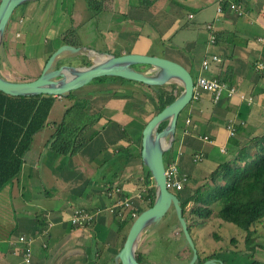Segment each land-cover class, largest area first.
Returning <instances> with one entry per match:
<instances>
[{"label":"crops","instance_id":"0c3cea01","mask_svg":"<svg viewBox=\"0 0 264 264\" xmlns=\"http://www.w3.org/2000/svg\"><path fill=\"white\" fill-rule=\"evenodd\" d=\"M221 2L224 3L221 4V14H216ZM221 2L109 0L103 4L104 11L91 16L94 23L97 15H111L106 24L108 32L104 35L94 30V33L97 41L103 40V47H109L114 53L96 52L114 56H156L148 53L154 38L162 46L160 58L180 65L191 77L194 75L193 80L199 74L225 77L227 84L224 86L232 90L229 95L223 92L216 103L211 101L209 93H201L177 118L179 136L174 151L171 152L175 139L165 152L168 153L165 162L175 161L178 172L188 178L179 192L180 201L196 193L206 195V190L212 187L208 175L220 164L236 163L243 147L248 156L253 155L255 148L251 140L264 133V0H239L238 4L244 10L240 16L234 15L226 2ZM206 26H210L212 32ZM210 35L215 37L214 44L208 43ZM258 38L263 41L257 43ZM169 45L180 49L174 51L175 56L171 59L168 57ZM57 46L46 50L48 55ZM211 56L221 59L220 63L211 62L209 72H201V60ZM258 64L263 71L255 67ZM171 86H174L175 93L179 90L177 84ZM108 100L106 106L98 109L121 117L125 128L131 121L126 117L125 97H109ZM132 112L136 114L134 110ZM236 126L239 127L238 133L229 136V129L233 131ZM204 137L209 142L203 140ZM120 138L127 140L126 143L121 145ZM45 141L38 142L34 148L32 141L29 152L22 159L18 176L5 186L9 187L8 197L12 198L14 205L9 218L11 224L0 228V264H23L24 245L19 242V237L31 240V264H113L128 224L121 225L126 218L124 210L109 212L110 207L119 201V196H107L105 188L116 187L125 194L124 197L136 198L141 191L137 182L142 178V166L137 157L140 148L131 143L130 137L123 135L117 139H101L102 147L95 149L90 147L89 141L79 153L85 152L86 155L76 154L78 159L67 164L65 157L47 149ZM194 154L202 155L197 164L191 161ZM198 202L191 199L185 211L200 205ZM75 209H82L96 219L85 227H73L69 224V216ZM172 216L164 226L165 231L161 232L157 224L140 237L135 253L145 260V264L188 263L190 252H185V243ZM215 219L210 221L216 225ZM220 225L218 223V227ZM202 230L193 229L192 235V230L189 231L195 247L199 241L203 244L196 252L198 264L210 259L223 264H264L262 251L254 240L248 244L243 238V243L234 241L228 247L207 252ZM168 237L172 243L165 246L162 238ZM207 256L210 258L204 260Z\"/></svg>","mask_w":264,"mask_h":264},{"label":"rangeland","instance_id":"374dc122","mask_svg":"<svg viewBox=\"0 0 264 264\" xmlns=\"http://www.w3.org/2000/svg\"><path fill=\"white\" fill-rule=\"evenodd\" d=\"M92 15L93 11L86 9V4L83 0H37L17 7L13 11L11 15L12 18L8 22L3 34V45L0 48V75L12 82H26L32 80L34 77L38 76L40 66L44 64L47 57L51 54L50 53L48 55L49 51L46 50H51L52 47L57 46V44H62L60 40L63 39L69 43L68 45H77L75 47L82 46L83 48L86 47L87 49L95 51L102 50L114 53L113 51L110 52L108 49L109 47L107 48L108 50L105 49L102 45L103 40L97 41V35L94 33V30L97 33L100 32L104 35L108 32V26L106 24L110 20L111 15H97L94 23L91 22ZM112 19L114 20V18ZM88 20L90 22H88ZM94 26L96 27L95 29ZM111 30H114V28H111ZM16 34L18 35L17 37ZM161 47L162 46L159 44V41L153 38L151 40V48L148 53L159 56L158 58H160L163 53ZM168 47L170 49L168 57L171 59L175 56L174 51L180 49L173 45H169ZM39 57L40 59L42 58L41 61H39ZM86 61H89L87 56H80L74 65L79 67L84 66ZM58 63H61V61ZM135 68H141L144 71L149 70L147 66H135ZM192 78H194L193 74ZM118 87L121 91H119L120 89H118ZM149 88L152 87H146L139 83L121 81L115 78H105L102 79V82L93 80L87 85L71 92V95L78 99L90 100V106L95 109L96 112L97 110H100L98 107L106 106L105 101H109V97H125L124 107L126 108V114H128L126 117L131 119V121L124 128L125 121H122L121 117H116L104 110V114L108 115V117H105L103 112H101L100 114L102 115V119L94 125L96 126L93 128L95 130H89L90 132H96L94 136L95 138H93L90 142V147L93 149L102 147L101 143H99L101 139L104 140V138L110 137H112V139H117L121 135H123V137H130L132 140L131 143H134V145L139 147L140 133L143 128L142 126H144V124L156 113L152 101L155 91ZM162 89L171 91L172 94H175V89H171V84L163 86ZM103 99H105L104 102H102ZM68 102L71 101H67L64 98L54 99L47 117V125H45V127L33 138V148L37 146L38 142L47 140L48 137L52 135L54 126L58 124L63 117L64 108L70 106L69 104L67 105ZM133 110L136 113L135 115H133ZM89 131L88 134L90 133ZM121 131H124V133ZM178 136L179 128L177 126L174 132L175 142L173 143L171 152H173L176 147V139ZM120 140L121 145L127 141L121 138ZM81 151L82 150H79L77 154ZM167 154L165 153L163 155L164 166H166L165 156L167 157ZM79 155L85 156L86 153L84 152ZM65 158L67 164L69 161L73 163L76 159H78L76 154ZM65 162H63V164ZM68 170L69 168L67 166V171ZM8 188L9 187H4L0 190V228H4L7 224H11V222H9V218L13 214L12 205H14V202L11 200L12 198L8 197ZM175 195L178 196L179 200H181L180 193H176ZM133 203H137L138 206H141L142 204L138 202V199H133L130 201V206L132 208H135ZM123 213V216L127 217L130 215V210L125 209ZM171 214L172 213L170 212L167 213L161 220V223L158 224V228L161 232L165 231L164 226L171 221ZM183 216L186 218L188 217L185 212ZM173 220L174 218L172 216V221ZM215 222L216 225L212 222V220H208L202 227L203 230L201 231V234L205 237L204 247L207 252L216 251L218 247H228L231 245V240L243 243L244 234L241 230L231 224L224 222L221 223L218 219H215ZM218 223L221 224L219 227ZM262 226H264V221L261 222L259 226H256L258 243H263L264 227ZM154 228H151L150 230H153ZM192 232L193 229L191 231V235ZM162 242H164L165 246H170L172 243L170 238H162ZM185 246V252H190L188 246ZM202 246L203 244H201L200 241L199 244L196 243V247L194 246L196 252H198ZM138 261L140 264H145V260L142 257H138Z\"/></svg>","mask_w":264,"mask_h":264},{"label":"trees","instance_id":"16d2710c","mask_svg":"<svg viewBox=\"0 0 264 264\" xmlns=\"http://www.w3.org/2000/svg\"><path fill=\"white\" fill-rule=\"evenodd\" d=\"M83 1L87 9L93 11V15H95L96 12L104 11L103 4L105 5L106 1L109 0ZM233 1L238 4L239 0ZM222 3H220V12L221 6L224 5ZM225 4L228 6L227 2ZM241 12L243 13L244 10L242 9ZM11 18L12 16L10 20ZM60 41L63 44H69L65 39ZM70 46H74V44H70ZM88 65L89 62L86 61L84 66ZM255 67L263 71L259 64ZM39 70L41 69L39 68ZM105 78L107 77L95 80L102 82V79ZM216 79L224 85L227 84L225 77H221V79L217 77ZM172 88L174 87L171 86ZM149 89L155 91L152 101L156 113L171 103L178 92L177 90L175 94H172L171 91H166L162 87ZM54 99L56 98L47 96L10 97L0 92V190L18 176L22 159L29 152L34 136L47 125V117ZM64 99L71 101L67 103L70 106L65 108L61 121L54 126L52 135L45 141V146L57 156L69 157L77 154L83 146L94 138L96 132L89 130L95 128L93 126L102 119V115L100 114L101 109L96 112L90 106V100L78 99L71 93ZM165 124V122L160 124L158 131ZM238 128V126L233 128V134L238 133ZM251 141L255 148L253 155L248 156L244 147L241 148L239 156L236 157V163L225 162L220 164L208 175V181L212 187L206 190V195L199 196L196 193L180 201L179 206L182 216L184 212L188 216L187 218L183 216L187 221L188 232L192 229L202 228L208 220L216 218L221 223L231 224L241 230L244 234V241L248 244L253 243L254 240L257 248L262 251L261 256L263 257L264 237L263 243L260 241L258 243L256 226L264 221V133ZM139 151L140 149L137 154L138 158ZM139 183L142 192H139L138 202L142 204L138 206L137 203H133L136 209L135 214L133 216L128 215L121 225L124 223L125 225L128 224L129 227L135 217L152 204L154 190L151 186L150 176L143 166L142 178ZM191 199L199 200L200 205L185 211V206ZM233 242L234 240H231V245ZM138 257V254L135 253V259L139 263ZM209 258L210 256H207L204 260ZM254 264L256 263L254 262Z\"/></svg>","mask_w":264,"mask_h":264},{"label":"water","instance_id":"95a60500","mask_svg":"<svg viewBox=\"0 0 264 264\" xmlns=\"http://www.w3.org/2000/svg\"><path fill=\"white\" fill-rule=\"evenodd\" d=\"M34 1L37 0H0V48L3 45L5 28L13 11L25 3ZM79 56H87L91 64L76 67L58 63L62 58ZM135 66H147L149 70L139 71ZM103 77L139 83L152 88L174 83L179 86V92L174 100L153 115L141 130L139 160L150 176L154 198L151 206L141 211L130 224L120 250L113 257V264H139L135 259V249L140 237L149 227L159 224L169 211L175 219L181 238L191 252L187 264H198L196 250L182 216L179 200L165 188L162 159L174 140L177 118L191 101L193 80L183 67L153 56L137 54L114 56L62 44L47 57L35 79L12 82L0 75V92L10 97L65 98L71 92ZM164 122L165 126L158 131V126ZM200 264L223 263L210 259Z\"/></svg>","mask_w":264,"mask_h":264},{"label":"built area","instance_id":"2783aa9c","mask_svg":"<svg viewBox=\"0 0 264 264\" xmlns=\"http://www.w3.org/2000/svg\"><path fill=\"white\" fill-rule=\"evenodd\" d=\"M222 0H218V2H221ZM228 3V8L229 10L233 13L236 14V16L242 15V9L239 4H235L233 0H223ZM220 12V7L216 8V14H219ZM188 18H191V16H188ZM206 29H209L211 31L210 26H206ZM18 35L16 34V37ZM214 37L213 35H210L208 38V43L213 44ZM263 39L258 38L256 40L257 43H261ZM221 59H219L216 56H211L210 58L203 57V59L200 62V70L201 72H209L210 70V63L215 62V63H220ZM206 92L209 93L211 96V101L213 103H216L221 94L223 92H226L227 95H229L232 90L227 89L224 84L219 82L216 78L207 76H203L199 74L193 84V89H192V94H191V99L192 100H197L198 97L200 96L201 93ZM263 120H264V114H263ZM229 136H233V131L229 129ZM203 140L209 142L205 137ZM201 154H194L191 158L192 163L197 164L201 161ZM164 176H165V188L168 192H180L184 186V184L187 183V178L185 174H180L177 170V165L175 161L170 162L169 164H166L164 167ZM142 191V190H141ZM123 192H121L120 189L114 187H108L105 188V194L107 196H112L113 194L115 195H121ZM140 194L136 196V198L133 199H139ZM132 198H127L124 197L123 194L119 196V201H116L115 204H113L109 212H115L116 210L119 212V210H124L128 209L130 210V215L133 216L135 214L136 209L132 208L130 206V201L133 200ZM97 215V214H96ZM94 215H89L87 214L84 210L82 209H75L69 216V224L73 227H85L86 225H89L91 222L95 220ZM19 242H21L24 247L22 249V263L23 264H31L30 262V243L31 240H28L25 237H19Z\"/></svg>","mask_w":264,"mask_h":264},{"label":"flooded vegetation","instance_id":"af4514ba","mask_svg":"<svg viewBox=\"0 0 264 264\" xmlns=\"http://www.w3.org/2000/svg\"><path fill=\"white\" fill-rule=\"evenodd\" d=\"M63 44V43H62ZM61 44V45H62ZM60 46V45H59ZM58 47V46H57ZM56 47V48H57ZM79 47H82V46H79ZM55 48V49H56ZM85 48V47H84ZM54 49V50H55ZM53 52V51H52ZM80 57V56H79ZM82 57V56H81ZM77 59H78V57H65V58H62L61 59V63H59V64H66V65H70V66H76V65H74L76 62H77ZM89 62V61H88ZM91 63L89 62V65H90ZM76 67H79V66H76ZM137 70H139V71H144L143 69H141V68H136Z\"/></svg>","mask_w":264,"mask_h":264},{"label":"clouds","instance_id":"9594fccd","mask_svg":"<svg viewBox=\"0 0 264 264\" xmlns=\"http://www.w3.org/2000/svg\"><path fill=\"white\" fill-rule=\"evenodd\" d=\"M229 6V5H228ZM193 80V79H192ZM195 80V79H194ZM194 80H193V84H194ZM166 86V85H165ZM178 92H179V90H178ZM178 92H177V94H178ZM191 101H193L192 99H191ZM165 167V166H164ZM185 185V184H184ZM151 186H152V183H151ZM183 189V188H182ZM170 193H172V192H170ZM176 193H179V192H173L172 194H176ZM125 194H123V196H124ZM176 196V195H175ZM177 197V196H176ZM178 200H179V198H177ZM179 203H180V200H179ZM167 213H169V212H167ZM166 213V214H167ZM170 213H171V211H170ZM186 225H187V223H186ZM179 230V229H178ZM180 233V232H179ZM189 233V232H188ZM197 254V253H196ZM191 256V255H190ZM198 260V259H197ZM207 261V260H206ZM199 263V262H198Z\"/></svg>","mask_w":264,"mask_h":264}]
</instances>
